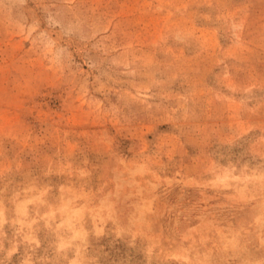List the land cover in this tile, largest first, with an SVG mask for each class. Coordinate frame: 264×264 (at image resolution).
<instances>
[{"label":"rangeland","instance_id":"rangeland-1","mask_svg":"<svg viewBox=\"0 0 264 264\" xmlns=\"http://www.w3.org/2000/svg\"><path fill=\"white\" fill-rule=\"evenodd\" d=\"M0 264H264V0H0Z\"/></svg>","mask_w":264,"mask_h":264}]
</instances>
